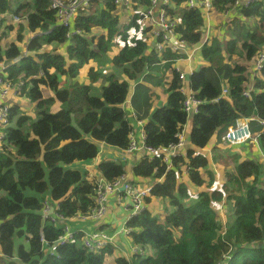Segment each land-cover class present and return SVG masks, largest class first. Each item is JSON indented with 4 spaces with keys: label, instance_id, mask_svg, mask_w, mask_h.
<instances>
[{
    "label": "trees",
    "instance_id": "trees-1",
    "mask_svg": "<svg viewBox=\"0 0 264 264\" xmlns=\"http://www.w3.org/2000/svg\"><path fill=\"white\" fill-rule=\"evenodd\" d=\"M173 1L181 7L177 34L187 45L200 46L203 11L185 7L188 0ZM51 4V0H0V17L15 6L14 15L26 22L18 29L9 23V35L16 34L17 39L6 48V35L0 34V62L19 58L22 32L29 31L28 56L5 73L12 81H24L21 100H28L38 111L35 119L14 104L11 127L0 146V264H106V257L114 254V264H264V132L258 137L262 160H241L240 151L225 152L219 146L212 148V160L200 153L210 147L217 131L222 129L225 135L239 120L254 116L264 125V71L255 73L253 68L264 47V5L223 19L230 3L214 0L218 35L199 52L209 66L191 75L190 85H183L172 70L171 81H166L167 105L156 108L143 126L145 143L154 150L168 149L178 143L180 129L187 128L192 118L190 148L185 157L171 159L170 170L163 156L150 160L146 152H140L133 164V179L148 181L153 189L148 210L127 225L131 242L144 253L126 258L117 256L113 247L97 254L87 252L82 234L52 252L51 243L63 234V227L44 225V203L57 204L66 218L91 211L94 184L72 167L95 160L101 144L122 150L130 146L135 122L141 121L125 108L129 83L180 56L170 52L148 56L139 34L141 16L121 26L114 0L82 11L73 28L85 35L68 41L70 30L56 26ZM117 37L124 46L111 66L121 69L125 79L102 66H91L89 83H80L83 67L101 61ZM59 76L68 79L67 88L61 89ZM223 81L229 93L221 97ZM182 88L191 89L203 103L197 115L185 113ZM250 89V97H244ZM46 91L51 95L45 96ZM216 99L220 101L214 103ZM55 105L59 108L51 110ZM244 146H249L242 150L244 154L256 149ZM215 165L222 172V184H217ZM96 170L110 182L127 174V166L115 162L103 161ZM157 200L167 203L164 219L153 212Z\"/></svg>",
    "mask_w": 264,
    "mask_h": 264
},
{
    "label": "built area",
    "instance_id": "built-area-1",
    "mask_svg": "<svg viewBox=\"0 0 264 264\" xmlns=\"http://www.w3.org/2000/svg\"><path fill=\"white\" fill-rule=\"evenodd\" d=\"M230 4L226 6L223 12V19L233 18L240 11L248 9L251 6L261 4L264 5V0H227ZM51 8L56 13L57 27L69 29L67 39L71 41L78 36H84L85 33L80 29H74L75 21L80 13L89 9L92 5L98 3L103 5L105 0H51ZM116 11L121 20L131 22L135 15H140L141 19L138 22L140 27V39L148 46L146 54L148 56L159 55L164 53L178 54L180 57L172 61L175 72L179 76V80L183 85L188 81V73L178 67V63L183 61L182 55L187 51V60L192 63V58L202 47L210 42L214 36L211 35L215 31L216 13L214 9V0H188L184 6L192 11H203L204 15V37L203 42L198 47H191L177 34L176 29L181 23L179 10L181 7L173 0H114ZM177 13V14H176ZM14 23H19V17L13 18ZM123 26L127 25L122 23ZM28 56V51H23L18 59L7 62H0V146H2L6 138V132L11 127V108L17 104L21 98L20 93L24 87V81H12L7 77L5 70L14 65L16 62ZM254 72L261 73L264 71V51H262L254 62ZM188 76V77H187ZM222 95L226 96L229 93L227 82L222 83ZM181 92L186 95L184 111L188 117L197 115L203 103L196 97L195 93L190 89L182 88ZM250 90L244 92V97L249 98ZM220 99L213 102L217 103ZM135 116V115H133ZM250 119L239 120L235 126L228 129L227 133L221 139V145L227 147H240L246 144H251L259 151L258 137L253 138L250 127ZM141 124V123H139ZM178 143L170 146L166 150H154L146 146L145 133L140 136V140L136 138L135 133L130 135V146L124 150L126 155L132 156L146 152L150 160L155 157L163 156V163L167 164L168 169L172 168L171 159L175 157H185L188 151L189 140L187 136V128L180 129L178 135ZM202 150L200 153H203ZM262 158H264L262 156ZM91 176V177H90ZM86 176L89 181L94 184L95 195L93 197L94 207L87 214H77L71 218H66L58 211V205L52 203H44L42 220L52 225H61L63 234L51 243V251L55 252L59 247L75 242L77 234H82V244L85 250L89 253L97 254L109 247H113L117 252V256L126 258L131 255H142L144 251L137 246L131 247V252L127 253L123 248L122 243L117 242V236L108 230L92 231L90 229L80 228L75 229V224L93 223L105 224L112 212L113 201L128 215V220L121 232L127 236H131V230L128 228V222L133 218L141 215L148 210L147 200L151 197L153 186L151 184L142 183L139 180L129 179L127 175L119 177L114 182L108 181L100 173ZM122 189H124L122 191ZM42 242L48 246L44 235ZM228 258V257H227Z\"/></svg>",
    "mask_w": 264,
    "mask_h": 264
},
{
    "label": "rangeland",
    "instance_id": "rangeland-1",
    "mask_svg": "<svg viewBox=\"0 0 264 264\" xmlns=\"http://www.w3.org/2000/svg\"><path fill=\"white\" fill-rule=\"evenodd\" d=\"M14 12H15V6H12L10 8V10L7 12L6 18H4V20H2L0 22V34L6 35V38L4 40L5 48L10 43L16 41V39H17L16 34L9 35L11 32L8 31V29H9L8 25H9V23L13 22V17L15 16ZM5 22H6L7 26L5 28H3L2 24ZM24 23H25V21L22 20V22H19L16 25L11 24L10 26L18 29L21 25H24ZM122 23L127 24L128 21L123 20ZM122 23H121V26L123 25ZM253 23H250L248 25H251ZM22 33H23L24 41H23V44L21 45V47H22L23 51H26V45H27L28 41L30 40L29 39L30 37L27 38L28 33L26 31H24ZM97 35H99V34L97 33ZM123 46H124L123 42L117 37L116 40L114 41V43L112 44V46L109 50V53L104 55V58L101 61L92 62L91 64L83 67V69L81 70V75L78 79L80 81V83L86 84V79H84L83 75L88 72V70L91 66H95L96 68H99L100 66H102V67L108 69L109 71H111V73H115L117 75V77L122 76V70L121 69L112 68L111 60L116 54H118L120 52V50L123 48ZM261 48H263V47H261ZM260 51H264V50H260ZM196 66H197V63H196ZM204 66L208 67L209 65L206 63L203 65H200L199 68L204 67ZM110 68H111V70H110ZM168 73H170V64L163 62V63H160L157 66L153 67L152 69L146 71V73L141 75L136 81H132L129 83L130 84V95H129V100L126 102L127 104L125 105V108L128 109V111H129L128 114L133 113V114H138L139 116H142L143 114L144 115L145 114L151 115L152 112L156 108L167 105L168 95L166 93L167 92L166 81L168 80V76H167ZM210 75L215 76L211 72H210ZM59 85H60L61 89L67 88L68 79L62 78L59 76ZM47 93L48 92H45V94H47ZM165 96H166V98L164 99ZM19 99H20L19 101H21V106L26 111V113H28L29 115H33V118L36 119L38 117V111L35 109V106L34 105L31 106L29 104L30 102L28 100H25V99L21 100V98H19ZM58 108L59 107L57 105H55L51 110L55 111ZM249 127H250V132H251L254 139H256V137L258 135H260L262 132H264L263 123H261L254 116H252L250 118ZM191 128H192V118H190L189 122L187 123V136H188V138H189V135L191 132ZM222 135H224V130L221 129V130L217 131V133L213 137L210 145H216L220 141V137ZM101 147H100V149H101ZM189 148H190V144L188 146V149ZM223 149H226V148H223ZM243 149H245V150L249 149V146H240V147H237L235 149V150H238L237 152L240 151L239 156H240L241 160L246 159V157H248V158L259 157V159H261V156L259 155V151H257L256 149L252 150L250 152V154H244L243 152L245 150L242 151ZM227 150L228 149H226L225 152H227ZM99 151H100L101 162H103L109 158L112 162H116V163L118 162L120 164H125L127 166V172H126L127 177L129 178L132 176V167L130 166L129 162H127L126 153L124 150L109 146L107 144H103L102 150H99ZM79 170H81V169H79ZM81 171L83 173H85V177L90 176V174L87 175L86 171H83V170H81ZM97 173H99V171ZM113 202L114 203L112 205V212L114 213L115 217L118 218V216H120V218H121V221L117 222L115 224V230H114L113 234L117 236V238H118L117 242L118 243H120L121 241H124L125 242L124 248L126 250L127 249L131 250L129 243L127 242V240L130 239V237L125 236L121 232L122 228L124 227L123 223L126 220L127 216L124 215L123 217H121V213L123 212L122 207L120 205H118L116 203V201H113ZM153 206H154L153 212L155 213V215H157L161 219H164V216L167 214V211H168L167 210V203L157 200V201H154ZM219 209H221V206L219 207ZM123 214H124V212H123ZM132 246H134L133 243H132ZM115 256H116L115 254H114V256L108 255L106 257V260H105L106 264H114V257ZM130 257H132V256H130Z\"/></svg>",
    "mask_w": 264,
    "mask_h": 264
},
{
    "label": "crops",
    "instance_id": "crops-1",
    "mask_svg": "<svg viewBox=\"0 0 264 264\" xmlns=\"http://www.w3.org/2000/svg\"><path fill=\"white\" fill-rule=\"evenodd\" d=\"M15 17V16H14ZM13 17V18H14ZM4 18H6V16H4V17H0V22L2 21V20H4ZM122 21L123 20H121V23H122ZM216 23H217V20H216ZM26 24V22L24 23V25ZM3 25V28H5L7 25H6V22L5 23H3L2 24ZM218 23H217V26L215 27V31H214V33L211 35V37L212 36H214V37H216L217 35H218ZM28 34H27V38H31L32 37V35H30V33H29V31H26ZM213 37V38H214ZM226 38V37H225ZM211 40V39H210ZM261 50H264V47L263 48H260ZM199 52H200V50L197 52V53H195V56L192 58V63H190L188 60H187V51H186V49L184 50V52L183 53H185V55H182V58L184 59L183 61H181V62H179L178 63V67H180L183 71H186L187 73H188V81H187V83L189 84V78H190V76L191 75H193L195 72H197L198 70H200L201 68H203V67H201V68H199L200 67V65H203V64H206V63H204L203 62V60L200 58V56H199ZM166 63V62H165ZM168 63V62H167ZM196 63H197V66H196ZM168 64H171V67H170V73H168V80H167V83H169L170 81H171V79H172V70H174V66H175V64L173 65V67H172V62L171 63H168ZM187 64V65H186ZM189 64V65H188ZM84 79H86V83L88 84L89 83V80L87 79V73H85L84 75ZM118 78H120L121 80H124L125 78H123V74H122V76H120V77H118ZM122 82V81H121ZM187 84V85H188ZM190 85V84H189ZM189 85H188V87H189ZM69 86V81H68V85H67V87ZM190 89V88H189ZM47 92V91H46ZM48 94V95H47ZM47 94H45V96H50L51 94L48 92ZM166 98V96L164 97V99ZM17 104H19V105H21V101H18V102H16ZM58 107H59V105H57ZM131 116V115H130ZM136 117H137V120L138 121H141V122H138V124L135 122V124H136V127H135V136H136V138L137 139H139L140 140V136L143 134V132H144V128H143V126L145 125V124H147L148 123V120H149V118H150V114H143L142 116H139L138 114H136ZM139 123H141V124H139ZM102 146V147H101ZM214 146H219L220 148V150L221 149H223V148H225V147H223L222 145H221V143L220 142H218L216 145H210V147L208 148V149H205L204 151H203V153L204 154H206V155H208L209 156V158L212 160L213 159V153H212V148L214 147ZM100 147H101V149L100 150H102V148H103V144H101L100 145ZM226 149H236V148H233V147H227ZM225 149V150H226ZM224 150V151H225ZM238 151V150H237ZM126 158H127V162H129V164H130V166L132 167L133 166V164L134 163H136L137 162V160H139L140 159V157H139V154H135V155H133V156H128V155H126ZM112 162L109 158L107 159V160H105L104 162ZM100 163H102L101 162V160H100V153H99V155H98V157L95 159V160H93L92 162H89V163H79V164H75L72 168H75V169H81V170H83V171H86V173H87V175H94L95 174V172L97 173L98 171L96 170V168L99 166V164ZM116 163V162H115ZM118 163V162H117ZM214 170H215V174H216V178L218 179V182H217V184H222V183H224V180H223V175H222V172L220 171V169H219V167L217 166V165H215L214 166ZM130 179H133V176H131V177H129ZM223 180V181H222ZM139 181H141L142 183H148V181H143V180H139ZM149 184V183H148ZM123 212H124V214H123ZM123 212L121 213V217H123L124 215H126L127 216V218H126V220L124 221V223H123V225H125L126 224V222H127V220H128V215L126 214V212L123 210ZM121 221V218H120V216H118V218L117 217H115L114 216V213L112 212L111 213V215H110V217H109V220H107V222L105 223V224H93V223H82L81 225H83V226H85V228L87 229H90V230H92V231H99V230H108V231H110L111 233H113L114 232V230H115V224L117 223V222H120ZM124 228V227H123ZM123 228H122V230H123ZM87 229V230H88ZM127 242L129 243V245H130V247H132V243H131V239H128L127 240ZM121 243H122V245H123V248H124V246H125V242L124 241H121ZM125 249V248H124ZM125 251L128 253H130L131 251L130 250H126L125 249ZM130 256H132L131 254H130Z\"/></svg>",
    "mask_w": 264,
    "mask_h": 264
},
{
    "label": "clouds",
    "instance_id": "clouds-1",
    "mask_svg": "<svg viewBox=\"0 0 264 264\" xmlns=\"http://www.w3.org/2000/svg\"><path fill=\"white\" fill-rule=\"evenodd\" d=\"M16 17H18V16H16ZM14 20V19H13ZM14 23V22H13ZM14 24H18V23H14ZM221 143V142H220Z\"/></svg>",
    "mask_w": 264,
    "mask_h": 264
},
{
    "label": "water",
    "instance_id": "water-1",
    "mask_svg": "<svg viewBox=\"0 0 264 264\" xmlns=\"http://www.w3.org/2000/svg\"><path fill=\"white\" fill-rule=\"evenodd\" d=\"M124 189H122V191H123Z\"/></svg>",
    "mask_w": 264,
    "mask_h": 264
},
{
    "label": "bare ground",
    "instance_id": "bare-ground-1",
    "mask_svg": "<svg viewBox=\"0 0 264 264\" xmlns=\"http://www.w3.org/2000/svg\"><path fill=\"white\" fill-rule=\"evenodd\" d=\"M187 65V64H186ZM189 65V64H188Z\"/></svg>",
    "mask_w": 264,
    "mask_h": 264
}]
</instances>
